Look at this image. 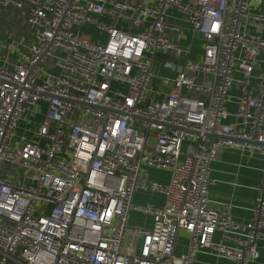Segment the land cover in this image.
Masks as SVG:
<instances>
[{
	"label": "built area",
	"instance_id": "obj_1",
	"mask_svg": "<svg viewBox=\"0 0 264 264\" xmlns=\"http://www.w3.org/2000/svg\"><path fill=\"white\" fill-rule=\"evenodd\" d=\"M173 9L202 37L203 56L158 76L159 52L191 53L169 35ZM4 10L27 30L14 26L7 43L0 28V264H194L199 253L256 264L264 0H0V22ZM86 25L106 39L77 30ZM224 149L263 161L247 224L231 204L210 206L211 163ZM138 192L163 202L136 205ZM132 211L152 228L129 224ZM181 230L189 244L177 255Z\"/></svg>",
	"mask_w": 264,
	"mask_h": 264
},
{
	"label": "crops",
	"instance_id": "obj_2",
	"mask_svg": "<svg viewBox=\"0 0 264 264\" xmlns=\"http://www.w3.org/2000/svg\"><path fill=\"white\" fill-rule=\"evenodd\" d=\"M138 1V0H134ZM4 18L0 22L1 30L9 37L7 43L12 41L13 27L20 26V23L11 24L14 20L15 12L13 10H4ZM102 20L112 23L113 20L108 17H102ZM168 22L176 25L179 30L177 32H169L170 37L174 42L179 40L181 47H189L191 53L189 55H177L173 51L159 52L155 60L154 71L158 76L174 77L181 67L188 59L201 60L203 56L204 41L202 37L195 33L190 25L183 20L182 14L176 10L169 11ZM23 25V23H21ZM9 26V27H8ZM22 27V26H21ZM23 27H25L23 25ZM117 27L121 30L131 32L132 29L125 21H119ZM19 29V28H18ZM77 30L87 34L93 40L106 39V35L100 33L95 26L86 25L77 27ZM24 31V30H22ZM11 35H10V34ZM264 36V33H263ZM20 37V36H19ZM22 38V35H21ZM6 52L1 49L0 51V65L3 63L2 57ZM11 57L16 60L17 55L15 52ZM160 63H164L160 67ZM164 90L159 80L155 79L152 82V91ZM150 94L149 101H157L163 98L162 95ZM151 178H156L162 182L169 179V173L158 169H151L149 171ZM263 175V161L258 154L251 155L250 153H242L235 149L221 150L216 159L211 163L210 179L215 182L209 190L210 206L214 209H219L225 204H231L232 217L234 221L240 224H247L253 218V209L256 205L259 196L258 186L260 185ZM163 198L159 195H151L143 192H138L134 197V204L147 205L155 204L161 205ZM152 217L143 213L132 211L130 214L129 224L141 228H152ZM219 235L216 239H219ZM189 235L187 232L181 230L178 234V240L175 252L177 255L185 254L188 250ZM260 258L256 264H264V242H259ZM194 264H235L231 260L218 258L211 253H199L194 261Z\"/></svg>",
	"mask_w": 264,
	"mask_h": 264
},
{
	"label": "rangeland",
	"instance_id": "obj_3",
	"mask_svg": "<svg viewBox=\"0 0 264 264\" xmlns=\"http://www.w3.org/2000/svg\"><path fill=\"white\" fill-rule=\"evenodd\" d=\"M25 27H23V25H22V27L20 26V28L22 29V30H27V27H26V25H24ZM9 27V26H8Z\"/></svg>",
	"mask_w": 264,
	"mask_h": 264
}]
</instances>
